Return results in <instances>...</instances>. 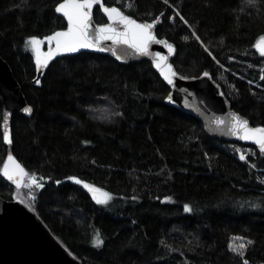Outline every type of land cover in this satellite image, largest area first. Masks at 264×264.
<instances>
[{"label":"trees","instance_id":"trees-1","mask_svg":"<svg viewBox=\"0 0 264 264\" xmlns=\"http://www.w3.org/2000/svg\"><path fill=\"white\" fill-rule=\"evenodd\" d=\"M60 1L0 0V55L32 109L13 116L11 152L44 185L29 187L25 177L17 190L0 173V197L26 203L83 264H264L259 147L208 136L198 117L165 101L169 88L145 60L81 51L37 78L27 42L65 27ZM102 3L149 23L159 17L153 30L175 45L177 72H207L235 111L264 127V57L254 47L264 0ZM93 14L105 21L99 4ZM7 150L0 120V168ZM72 176L111 198L98 204ZM234 237L252 241L243 257L229 248Z\"/></svg>","mask_w":264,"mask_h":264},{"label":"water","instance_id":"water-1","mask_svg":"<svg viewBox=\"0 0 264 264\" xmlns=\"http://www.w3.org/2000/svg\"><path fill=\"white\" fill-rule=\"evenodd\" d=\"M60 2H62V0ZM95 5L96 4L93 5V8L91 10L92 27L90 28V31H94L97 25L110 23L107 14L101 7L100 11L105 21L103 23H99L94 19L93 10ZM104 6L119 8L115 5ZM120 11L125 15L131 16L124 12L122 9H120ZM57 14L64 19L66 25L64 28L58 29L56 31H64L68 26L67 19L63 16L62 13ZM131 17L140 23L145 22L133 16ZM52 33L48 35H51ZM153 33L157 40L167 41L169 44H172L173 50L169 52L164 43H156L154 41L150 44V54L142 55L140 53H137L135 49L130 48L128 45H114L112 41L106 40L101 42L99 48H80L77 51L71 53H57L52 57V59L48 61L47 66L52 61L60 57L76 54L81 51L105 54L112 57L117 62L124 64L130 62H140L144 60L148 61L169 88V92L166 96L165 101L168 104L186 113H190L198 117L202 121L204 129L208 136L220 140L238 141L244 144H252L257 146L253 141H245L240 139L238 136L231 134L230 122L232 120L233 114H237L241 118L246 119L249 122L250 127L255 126H252L250 124V121L247 117L241 115L231 107L227 97L223 93H220L218 91V83L209 74L207 76H205L204 74H201L199 76H186L178 73L172 63V59L176 54L175 45L170 41L157 36L154 30ZM43 38L41 40H43ZM44 44L48 46V48L44 51L45 53L48 52L49 47L53 49L55 48L54 41L51 43V45H49L48 41L45 40ZM256 51L258 50L256 49ZM157 52L167 56V62L172 65V69L176 73V75L173 77V84L171 85H169L167 81L164 80L163 76L160 73V70L155 67L154 60L155 54ZM47 66L43 67L40 71H37V78L46 69ZM0 93L3 102L2 116L5 112L10 113L9 130L11 143H7L4 141V143L8 146L7 154L4 160L5 162L9 153L13 155V153L11 152V124L13 116L15 114L30 116L32 111L30 113H25L23 111V109L25 107H29V105L23 96L20 85L15 79L9 64L5 59H3L1 55ZM169 96H171V99L168 98ZM217 121H223L224 123H217ZM1 131L3 135L2 120ZM13 157L17 162H19L14 155ZM70 181L77 184L73 180ZM8 182L13 184L10 181ZM0 264L83 263L77 257H75L64 245H62V243L50 232V230L45 226V224L41 221L37 214L26 203H21V200L17 198L8 200L0 197Z\"/></svg>","mask_w":264,"mask_h":264},{"label":"snow or ice","instance_id":"snow-or-ice-1","mask_svg":"<svg viewBox=\"0 0 264 264\" xmlns=\"http://www.w3.org/2000/svg\"><path fill=\"white\" fill-rule=\"evenodd\" d=\"M168 2L169 0H164L165 4H168ZM249 2H253V0H249ZM94 4L100 5L103 11L107 14L110 23L97 25L94 31H90V28L92 27L91 10ZM55 11L57 13H62L67 19V29L64 31L53 32L51 35L44 37L43 40L32 36L29 37L27 42V46L31 47L32 51L35 53L37 71H40L43 67L47 66L48 61L57 53H71L80 48H99L101 42L106 40L112 41L114 45H128L142 55L150 54V44L154 41L156 43H164L169 52L173 50L172 44H169L167 41L157 40L153 33V26L157 20H159V17H156L151 23H140L131 16L125 15L119 8L104 6L102 0H62V2L55 6ZM176 15H179V13ZM179 18L183 23L187 24V20H185L183 16H179ZM192 35L195 36L197 40L200 39L195 33ZM183 39L187 40L189 37L185 36ZM45 40L48 41L49 45H51L53 41L55 42V48L53 49L49 47V50L46 53L41 51V45ZM254 47L259 51L260 56L264 57V35L259 37ZM209 55H211V53H209ZM213 59H215V57H213ZM167 60V56L157 52L155 54L154 64L155 67L160 70L164 80L171 85L173 84V77L176 73L173 71L172 65L169 64ZM204 75L207 76L208 73L205 72ZM261 79H264V75L261 76ZM35 82L39 84L40 80L36 79ZM168 98L171 99V96ZM23 111L25 113H30L32 109L30 107H25ZM9 115L10 113L5 112L3 116L0 117L3 126V139L7 143H11ZM217 123L222 124L224 122L217 121ZM230 124V132L232 135H236L245 141H253L259 147L260 152L264 154V127H250L249 122L237 114H233ZM240 159H246L243 153L240 155ZM0 173H2V176L8 181L15 184L17 190L20 189L25 177H27L30 182L28 185L29 187L35 186V188H42L44 186L36 178L35 173L29 175L25 168L16 161L11 153L8 154L3 167L0 168ZM40 179H43V177ZM68 179L75 181L77 184H82L85 189L92 193V198L98 204L107 203L108 199L111 198L109 193L102 192L101 189L96 188L94 185L88 184L75 176L68 177ZM57 183H60V181H57ZM97 193H102L103 198L98 196ZM33 199H35V197H33ZM169 199L171 198L165 197V200ZM21 203H23V201H21ZM184 210L188 212L191 211V208L188 205H185ZM233 239L240 242L237 244L230 243V250L240 257H243L244 250L252 243V241L247 240L245 237H234ZM102 243L103 241L97 232L94 244L98 247ZM243 264H248V261L244 260Z\"/></svg>","mask_w":264,"mask_h":264},{"label":"rangeland","instance_id":"rangeland-1","mask_svg":"<svg viewBox=\"0 0 264 264\" xmlns=\"http://www.w3.org/2000/svg\"><path fill=\"white\" fill-rule=\"evenodd\" d=\"M41 51H42V49H41ZM42 52H43V51H42ZM32 54H33V56H34V58H35V53H34L33 51H32ZM97 195H98V196H101V198H103V197H102V193H97ZM239 242H240V241H238V240H234L232 244H237V243H239Z\"/></svg>","mask_w":264,"mask_h":264},{"label":"bare ground","instance_id":"bare-ground-1","mask_svg":"<svg viewBox=\"0 0 264 264\" xmlns=\"http://www.w3.org/2000/svg\"><path fill=\"white\" fill-rule=\"evenodd\" d=\"M206 132V131H205Z\"/></svg>","mask_w":264,"mask_h":264}]
</instances>
